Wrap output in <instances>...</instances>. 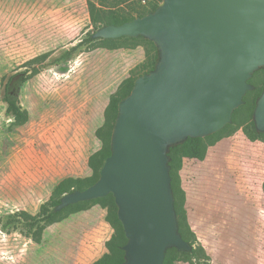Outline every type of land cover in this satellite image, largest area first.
<instances>
[{
	"label": "rangeland",
	"instance_id": "374dc122",
	"mask_svg": "<svg viewBox=\"0 0 264 264\" xmlns=\"http://www.w3.org/2000/svg\"><path fill=\"white\" fill-rule=\"evenodd\" d=\"M90 4L124 18L152 8L138 0L115 8L114 0H0V264H70L103 211L53 225L40 214L61 181L91 176L89 158L105 145L96 131L110 130L109 101L145 60L102 48ZM7 84L22 126L7 113ZM230 126L203 161H183L185 230L197 255L177 264H264V142L250 141L233 118Z\"/></svg>",
	"mask_w": 264,
	"mask_h": 264
},
{
	"label": "water",
	"instance_id": "95a60500",
	"mask_svg": "<svg viewBox=\"0 0 264 264\" xmlns=\"http://www.w3.org/2000/svg\"><path fill=\"white\" fill-rule=\"evenodd\" d=\"M144 37L159 60L118 105L111 155L98 181L64 195L56 211L112 195L127 238L122 264H164L192 252L179 233L168 150L232 123L264 68V0H163L148 15L98 29L94 39ZM264 132V90L254 110Z\"/></svg>",
	"mask_w": 264,
	"mask_h": 264
},
{
	"label": "trees",
	"instance_id": "16d2710c",
	"mask_svg": "<svg viewBox=\"0 0 264 264\" xmlns=\"http://www.w3.org/2000/svg\"><path fill=\"white\" fill-rule=\"evenodd\" d=\"M114 1L115 8L117 7V5L133 2L134 0ZM161 1L162 0H159L158 3L153 4L150 10L137 11L135 15L129 16L128 18L120 16L118 14V11H111L110 16H107L106 14H103L102 12L97 10L92 4H90V18L93 28L94 30H98L103 26H120L126 22L133 21L136 18L144 17L149 13L154 12ZM98 42L102 44V48L109 51H115L119 49H135L139 46H142L145 49V60L140 65V68L138 70L139 73L136 75L132 74L130 77H128L120 85L118 91L111 97L109 101V104L105 110V123H109V121L111 122L110 130L107 131L104 128H100L96 131V136L104 141L105 145L89 158L88 165L92 170L91 176L86 179L67 178L61 181L56 186L53 197L41 208L40 214H42L44 218H46V222L49 225H53L57 222H61L67 219L73 214L87 211L93 206H101L107 211L105 221L111 226L113 234L110 240L105 245L107 253L94 264H122L125 260V253L122 248L126 245L127 238L125 236L123 226L118 219L117 207L112 195H109L102 199L72 205L59 212L56 211V208L60 204V200L64 195L72 193L74 191H84L98 181L100 171L105 163V160L111 155V137L113 126L118 116L119 103L131 93L135 80L139 76L153 71L159 60V52L156 45L144 37H124L116 40L110 39ZM127 43H129L130 46H127ZM97 48L99 47L97 46ZM249 83L254 87V89L248 92L244 97V105L234 112L233 121L238 122V127L243 128L244 134L250 141L264 142V132H258L252 120L257 101L264 90V69H260L255 72ZM4 101L7 104V113L14 119V125H24L26 122L25 114L19 107L18 99L16 98V96L9 92L8 84L5 89ZM241 115L243 117L242 121ZM246 116L248 118H245ZM238 117H240L239 120H237ZM230 127L231 126L228 125L222 131L206 138H189L184 143L172 146L168 150L170 175L172 178V190L175 199L174 206L179 220V232L183 239L189 242L191 245L194 242V236L189 230H185L186 225L184 211L182 208V204L185 200V195L184 191L181 189L179 172L183 168V161L185 159H197L199 161H203L207 156L208 149L211 146L215 145V143L218 142L221 134L226 132V130ZM43 230V227L39 228L37 243H41L42 241ZM194 255H197L196 251H193L192 253H186L179 252L176 249L172 248L167 250L164 264H177L181 258L185 257L189 259Z\"/></svg>",
	"mask_w": 264,
	"mask_h": 264
},
{
	"label": "crops",
	"instance_id": "0c3cea01",
	"mask_svg": "<svg viewBox=\"0 0 264 264\" xmlns=\"http://www.w3.org/2000/svg\"><path fill=\"white\" fill-rule=\"evenodd\" d=\"M133 54H143L144 56V47L139 46L135 49H128V51L125 52L123 55L129 57ZM94 207L95 206H93L87 211H83L80 213H88L92 209H94ZM102 210L103 211L98 214V221L96 222V224L92 226L90 231H87L86 235L79 240V243L75 248V252L72 256L70 264H94L107 253L105 245L112 237L113 230L111 226L105 221L107 211L103 208Z\"/></svg>",
	"mask_w": 264,
	"mask_h": 264
},
{
	"label": "built area",
	"instance_id": "2783aa9c",
	"mask_svg": "<svg viewBox=\"0 0 264 264\" xmlns=\"http://www.w3.org/2000/svg\"><path fill=\"white\" fill-rule=\"evenodd\" d=\"M138 3L142 7H150L156 3V0H138Z\"/></svg>",
	"mask_w": 264,
	"mask_h": 264
},
{
	"label": "flooded vegetation",
	"instance_id": "af4514ba",
	"mask_svg": "<svg viewBox=\"0 0 264 264\" xmlns=\"http://www.w3.org/2000/svg\"><path fill=\"white\" fill-rule=\"evenodd\" d=\"M6 89V88H5Z\"/></svg>",
	"mask_w": 264,
	"mask_h": 264
}]
</instances>
